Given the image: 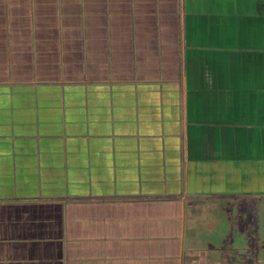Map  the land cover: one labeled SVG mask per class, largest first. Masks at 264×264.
<instances>
[{
	"label": "crops",
	"instance_id": "1",
	"mask_svg": "<svg viewBox=\"0 0 264 264\" xmlns=\"http://www.w3.org/2000/svg\"><path fill=\"white\" fill-rule=\"evenodd\" d=\"M260 206L264 0H0V264H264Z\"/></svg>",
	"mask_w": 264,
	"mask_h": 264
},
{
	"label": "rangeland",
	"instance_id": "2",
	"mask_svg": "<svg viewBox=\"0 0 264 264\" xmlns=\"http://www.w3.org/2000/svg\"><path fill=\"white\" fill-rule=\"evenodd\" d=\"M243 213L242 211L235 212V214H240ZM256 219L255 221V226L253 230V234H249L248 237V243H238V244H233V246L237 245L238 249H246V250H251L252 255L255 257H261L262 254H264V209H262V206H260L259 211H255V216ZM225 222V220H223ZM221 229H223L221 227ZM223 247H231V244H222ZM263 263H264V259ZM238 264H243L238 261Z\"/></svg>",
	"mask_w": 264,
	"mask_h": 264
}]
</instances>
